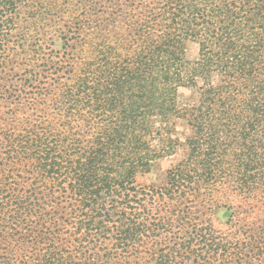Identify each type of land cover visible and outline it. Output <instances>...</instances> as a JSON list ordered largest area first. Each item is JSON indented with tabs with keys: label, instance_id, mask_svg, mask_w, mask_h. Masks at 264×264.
<instances>
[{
	"label": "trees",
	"instance_id": "obj_1",
	"mask_svg": "<svg viewBox=\"0 0 264 264\" xmlns=\"http://www.w3.org/2000/svg\"><path fill=\"white\" fill-rule=\"evenodd\" d=\"M68 1L58 39L30 48L23 15L53 11L0 0V264H264V209L230 208L227 229L196 209L217 187L264 197V0H75L66 17ZM177 119L187 157L142 186Z\"/></svg>",
	"mask_w": 264,
	"mask_h": 264
},
{
	"label": "rangeland",
	"instance_id": "obj_2",
	"mask_svg": "<svg viewBox=\"0 0 264 264\" xmlns=\"http://www.w3.org/2000/svg\"><path fill=\"white\" fill-rule=\"evenodd\" d=\"M42 4H39L37 8H33V10L44 13L51 8L53 11L52 13L48 14V16L43 20L36 21L35 25H32V23L26 22V16L23 15L21 23V29L23 30V33L25 34L24 37V44L25 46H29L32 48L35 44H45L47 41L52 39H58V37L61 35L59 31L60 27V21H61V15L62 10L59 9L62 6V2L64 0H40ZM76 2L75 0H69L68 4L64 7L67 9L68 13L66 17L74 16L76 14V8H75ZM42 9V11H41ZM27 10V9H26ZM55 12H57V15H55ZM35 13V14H36ZM73 13V14H72ZM51 20V21H49ZM19 32V31H17ZM60 46V43H57L55 45L56 48ZM26 56V55H25ZM23 57H20L18 59V62L14 67H16L17 71L20 70V72L23 69L27 68V64H22L19 66L22 61ZM186 59L190 64H193L194 62H197L199 59V46L196 43H188L187 46V52H186ZM27 62L31 63L30 60L27 58ZM217 78L214 77L213 80H216ZM217 81V80H216ZM3 84L6 83V81H2ZM203 85V81H198V86L201 87ZM197 89L185 86L181 87L178 90V98H177V107L179 110H182L186 107H188L191 104H194L197 100ZM34 107H37L34 105ZM35 110V109H34ZM3 111V109H2ZM20 112H26V109L20 111ZM156 126L158 127L159 123L156 121ZM173 124V125H172ZM169 130L166 133L162 130V135H154V138H152L150 142L151 148L160 153L163 154L165 152H169L168 148L172 146V149L174 150L171 154L168 155H162V157L155 158L154 162L152 163V166L150 170L147 173L138 175V183H140L142 186L146 187H154L156 189H159L160 187H163L167 184V174L168 171L171 170L173 167H175L177 164H179L182 160H184L187 156V146H186V139L191 136V130L187 123L182 119H177L169 124ZM171 152V151H170ZM213 192L212 197H206L207 202L206 203H198L196 205L197 210H202L203 206H211L212 210L214 211V222L217 226H219L220 229H227L226 223L230 221V208H234L237 210L238 207H241L240 211L244 209H248V207L257 206L264 209V197H261V192L258 190L252 198L247 199L239 196V188L235 187H225V188H214L211 190ZM262 198V200L260 199ZM211 201H209V199ZM174 203V202H173ZM173 203L165 204L166 209L162 215L167 214V211L169 209H172ZM158 209H154L152 212V215L155 213V211ZM212 214V215H213ZM169 215V213H168ZM213 217V216H211ZM167 218V217H166ZM204 218H202L200 221H202ZM234 223L236 225L237 230L244 227V229H253L255 228V225L252 223V220L249 219L247 214H244L240 217H237V219L234 220ZM203 223H200V226H202ZM215 230L217 232L221 231L215 227ZM186 236V235H185ZM230 238V237H228ZM143 255H145L143 253Z\"/></svg>",
	"mask_w": 264,
	"mask_h": 264
}]
</instances>
